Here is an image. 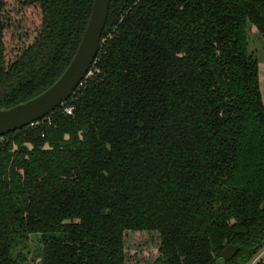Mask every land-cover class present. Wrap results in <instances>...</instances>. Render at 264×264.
I'll use <instances>...</instances> for the list:
<instances>
[{
  "label": "trees",
  "instance_id": "16d2710c",
  "mask_svg": "<svg viewBox=\"0 0 264 264\" xmlns=\"http://www.w3.org/2000/svg\"><path fill=\"white\" fill-rule=\"evenodd\" d=\"M91 2L0 0V107L60 74ZM249 34L264 50V0H109L71 113L0 135V264H28L29 240L37 264H125L135 231L157 233L148 264H247L264 244Z\"/></svg>",
  "mask_w": 264,
  "mask_h": 264
},
{
  "label": "water",
  "instance_id": "95a60500",
  "mask_svg": "<svg viewBox=\"0 0 264 264\" xmlns=\"http://www.w3.org/2000/svg\"><path fill=\"white\" fill-rule=\"evenodd\" d=\"M108 2L109 0H92L85 26L73 54L60 74L48 86L22 101L0 107V135L43 117L71 95L98 51ZM259 207H264V197ZM237 248L238 244H225L219 251L218 259H229Z\"/></svg>",
  "mask_w": 264,
  "mask_h": 264
},
{
  "label": "rangeland",
  "instance_id": "374dc122",
  "mask_svg": "<svg viewBox=\"0 0 264 264\" xmlns=\"http://www.w3.org/2000/svg\"><path fill=\"white\" fill-rule=\"evenodd\" d=\"M254 29V27H251ZM256 35V34H255ZM254 34H249L247 50L258 57V86L260 91V96L262 104L264 107V50H262V43L258 36ZM32 237L33 234L31 235ZM34 240H29L27 244L26 263L37 264L36 260L32 255L34 250L37 248L35 246ZM158 244V236L155 232H145V231H135L125 233L124 247L126 251V262L125 264H148L156 255V247ZM35 247V248H34ZM264 253V244L256 252V254L249 260V264H257L258 260L262 258Z\"/></svg>",
  "mask_w": 264,
  "mask_h": 264
},
{
  "label": "built area",
  "instance_id": "2783aa9c",
  "mask_svg": "<svg viewBox=\"0 0 264 264\" xmlns=\"http://www.w3.org/2000/svg\"><path fill=\"white\" fill-rule=\"evenodd\" d=\"M91 64H92V62H91ZM91 73H92V68L89 66L88 70L84 74L83 78L78 82V84L76 85V87L78 85H82V83L85 80V78L87 76H89ZM59 105L61 106V110L63 112H65V113H71L72 105L70 103H66L65 100H63ZM35 121L30 122L28 125H32ZM247 264H249V262Z\"/></svg>",
  "mask_w": 264,
  "mask_h": 264
},
{
  "label": "crops",
  "instance_id": "0c3cea01",
  "mask_svg": "<svg viewBox=\"0 0 264 264\" xmlns=\"http://www.w3.org/2000/svg\"><path fill=\"white\" fill-rule=\"evenodd\" d=\"M262 260H263V262H264V253H263V255H262Z\"/></svg>",
  "mask_w": 264,
  "mask_h": 264
}]
</instances>
